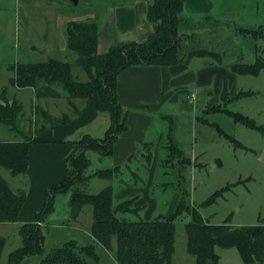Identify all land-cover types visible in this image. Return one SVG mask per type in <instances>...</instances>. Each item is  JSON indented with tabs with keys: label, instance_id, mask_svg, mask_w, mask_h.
I'll use <instances>...</instances> for the list:
<instances>
[{
	"label": "rangeland",
	"instance_id": "374dc122",
	"mask_svg": "<svg viewBox=\"0 0 264 264\" xmlns=\"http://www.w3.org/2000/svg\"><path fill=\"white\" fill-rule=\"evenodd\" d=\"M77 1L76 3L75 0H0L1 103L8 101L12 104L14 101L12 92H5L3 89L8 85L9 77L13 76L10 69L12 66L18 63L44 62L49 58L75 62L76 55L70 51H67L66 58H59L49 54L51 52L46 49L50 42L56 43L57 31L60 32L59 20L80 17L86 12L94 13L97 6L103 7L111 3V0ZM224 2L230 7L228 10L232 14H229L223 34L210 35L208 44L214 49L213 52L222 56L226 68H230L235 63H254L257 58L264 61V0H224ZM97 10L101 18L103 10ZM244 29L260 32L259 38L255 39ZM61 32L64 34V26ZM37 48L39 50H35ZM205 62L206 60L203 62L195 60L190 70L197 74L199 69L207 68ZM73 75L81 81L88 80L86 73L76 66L73 67ZM212 75L215 76H212L210 84L199 88H194V85L186 87V91L196 94V100L186 99L181 113L172 115L171 119L151 115L148 111L144 112L153 117L145 139V143H150L152 147L151 150L145 149L146 155L149 156L148 160H140L138 156V160L123 164L115 179L105 180L92 176L101 170L114 168L111 157H101L94 152L88 153L91 167L85 176L91 179L82 189L88 194H98L112 187L115 191L116 205L128 201L117 198V194L125 188L124 182L130 183L135 189H145L149 185L153 171L154 181L150 186V194L157 202V209L152 220H147L145 216L149 203L142 206L138 203L143 198V193L130 199L135 200L134 207L139 213L136 217L129 216L128 219L134 221L167 219L176 209L180 198L187 197L190 212H183L174 221L177 229L172 264H196L195 257L187 248L188 237L185 229V225L194 220L193 212L200 214L204 222L216 226L264 225V161L262 160L264 134L256 128L236 123L226 112H220L223 108L226 111L242 114L254 120L257 126L263 127L264 71L259 76L236 74L235 82L222 80L223 77L219 74ZM236 93H243L242 97L233 98ZM215 107H220L216 108L218 112L211 111ZM42 124L43 118L37 117L35 110L31 114L23 111V115L19 116L17 131H11L9 127L0 124V140H32ZM222 132L234 137L236 141H230ZM162 134L166 135L164 139L167 145L166 149L163 145L159 147L156 169L153 161L157 144L163 139ZM171 143L180 147L185 158L177 153L175 158H170L168 146ZM167 160L169 164H163ZM70 175L72 176V173ZM68 194L71 195V192L57 196L55 212L43 227L46 228L45 232L51 231V227L55 225L68 226L72 229L76 228L74 226H81L79 222L77 225L61 217L52 219L58 213V208L62 207L63 211H67L69 204L65 205L61 199L65 200V195ZM80 220L81 230L86 234L91 232L92 205L85 206ZM69 231L74 234L73 230ZM12 233H16L13 228L7 235ZM78 233L81 234L74 235L72 239L84 245L92 243L90 237L82 232ZM58 245L60 244L51 242L48 236L44 245L45 253H49ZM113 247L112 251L100 247L97 251L99 261L96 263L90 260V264H120L117 260L116 238H113ZM216 253L221 256L223 264H244L236 248L217 246ZM36 260L38 259L23 264H33ZM7 263L8 260L5 264Z\"/></svg>",
	"mask_w": 264,
	"mask_h": 264
},
{
	"label": "trees",
	"instance_id": "16d2710c",
	"mask_svg": "<svg viewBox=\"0 0 264 264\" xmlns=\"http://www.w3.org/2000/svg\"><path fill=\"white\" fill-rule=\"evenodd\" d=\"M95 13L93 19L72 21L65 25L67 49L76 55L74 63L49 58L44 62L18 63L10 68L14 73L10 85L18 90L33 88L38 84L58 86L72 106L75 99L88 100L95 97L99 112L109 116L111 125L104 138L90 135L81 138V152L68 162L72 176L67 175L60 185L48 191L44 209L36 217V222L21 226L19 237L22 246L8 255L7 264H23L27 259L38 256L42 259L37 264H90V260L97 263V251L100 247L107 251L114 249L113 238L117 241V260L120 264L173 262L177 229L174 221L183 212H190L187 197L180 198L176 209L167 219H128L129 216L136 217L139 213L134 207L135 200L116 205L112 187L98 194H88L82 189L91 179L85 176L91 167L88 153L111 157L120 137L129 130L127 116L117 93L118 77L126 69L136 66L171 67L184 61L186 55L192 51L214 49L208 44L210 37L184 33V30L189 28L190 21H193L185 14L184 0H150L147 19L152 25L153 34L144 42L120 43L115 40L109 51L100 55L98 34L101 18L98 10ZM244 30L255 39L259 38L260 32ZM74 66L87 73L88 81L82 82L74 77ZM230 68L238 75L259 76L264 71V61L257 58L254 63H235ZM242 94H238L236 98H241ZM216 108L220 107L212 108L211 111L218 112ZM23 110L18 100H14L12 104L8 101H4V104L0 102V124L9 127L11 131H17L19 116L23 115ZM35 111L37 117L43 118V124L37 133L55 123L66 124L70 121L69 117L55 119L40 107H36ZM220 112H226L236 123L256 128L264 134V126H257L254 120L223 108ZM226 136L230 141H236L234 137L228 134ZM34 142L26 139L13 142L0 140V166L10 171L14 177L25 174L28 169V153ZM168 148L170 158H175L176 153L184 157L183 151L176 144L171 143ZM167 163L169 164L168 160L163 164L168 165ZM120 170L121 166H117L101 170L92 177L113 180ZM69 192L70 206H93L90 236L92 243L79 247V242L72 239L54 247L46 254L44 245L48 231L46 233V228H42V225L48 223L55 212L57 196ZM25 200L24 190L15 194L9 183L0 177V224L16 223ZM192 214L194 220L186 224L185 229L188 237L187 248L195 257L196 264H222L220 256L216 253L217 246L236 248L245 264H264V225L216 226L204 222L200 214Z\"/></svg>",
	"mask_w": 264,
	"mask_h": 264
},
{
	"label": "crops",
	"instance_id": "0c3cea01",
	"mask_svg": "<svg viewBox=\"0 0 264 264\" xmlns=\"http://www.w3.org/2000/svg\"><path fill=\"white\" fill-rule=\"evenodd\" d=\"M149 2L150 0H111V3L106 6L96 7L103 10V16L100 19L101 29L98 34V53L100 55L107 53L115 40L120 43L144 42L153 34L152 25L147 19ZM184 4L185 14H188L194 21H190L189 28L185 29L184 33L206 35L207 37L224 33L229 14H232L224 0H184ZM95 14V12H86L80 17L61 18L59 20L60 32L57 31L56 43L50 42L46 47L47 51L51 52L49 54L66 58L68 49L65 34L61 32L62 27L65 28V25L72 21L93 19ZM35 50H39V48ZM195 60L201 62L206 60L207 68L200 67L201 69L195 74L190 70ZM209 66L212 68L209 69ZM208 70L212 71L208 72ZM213 73L223 77L222 80L236 81V73L224 66L222 56L207 49L192 51L184 61L175 66H136L128 68L120 74L117 81L118 100L127 116L129 130L120 137L114 149L111 156L113 166H122L138 160V156L140 160L147 159L145 149H152L150 143H145L147 129L153 120L149 114L164 119H171L172 115L180 114L186 99L191 98L192 95L186 91V87L194 85V88H199L210 84L212 76H215L212 75ZM12 77H9L8 85L3 89L5 92H12L14 100H18L22 104L24 112L31 114L36 107H40L55 119L69 117L70 121L66 124L55 123L53 126H47L42 132H35L32 139L35 142L31 145L28 153V169L25 174L14 177L10 171L0 166V177L9 183L12 191L16 194L24 190L26 193V200L18 214L17 222L0 224V264H5L8 255L22 246L19 237L20 228L25 224L36 222V217L44 209L48 191L60 185L64 178L70 174L68 162L81 152L80 139L84 135L100 138L105 135L111 125L109 116L99 112L95 97L88 100L75 99L72 106L58 86L38 84L33 88L18 90L10 85ZM237 95V93L234 94L233 98ZM147 111L149 114L144 113ZM165 136V134L161 135L163 139L157 144L155 150L157 156L155 155L153 162L156 169L159 160V147L163 145V148L166 149ZM4 140L13 142L18 139ZM148 146L150 147L148 148ZM153 181L154 173L152 171L149 185L145 189H135L130 183L124 182L125 188L117 194V198L130 200L143 193V198L138 203L141 206L149 203L145 216L147 220H152L157 209V202L150 194V186ZM65 196L66 199H61V201L67 205L71 200V195ZM85 206L82 204L69 205L66 212L62 210V207L58 208V213L52 217L53 220L61 217L72 223L79 222L81 226H79L80 228L74 226L76 227L74 229L68 226H52L51 231H48L51 242L64 243L71 240L74 235L81 234L78 232L84 233L87 237L91 236L90 231L86 234L81 230L80 219ZM45 226L43 224L42 228ZM12 228L16 233L7 235ZM69 230H73L74 234ZM40 257H32L25 262L38 259L33 263L37 264L41 260Z\"/></svg>",
	"mask_w": 264,
	"mask_h": 264
},
{
	"label": "water",
	"instance_id": "95a60500",
	"mask_svg": "<svg viewBox=\"0 0 264 264\" xmlns=\"http://www.w3.org/2000/svg\"><path fill=\"white\" fill-rule=\"evenodd\" d=\"M75 2L77 3L78 1L75 0ZM262 160L264 161V153H263V156H262ZM78 246H79V247H83L84 245H83L82 243H79Z\"/></svg>",
	"mask_w": 264,
	"mask_h": 264
},
{
	"label": "built area",
	"instance_id": "2783aa9c",
	"mask_svg": "<svg viewBox=\"0 0 264 264\" xmlns=\"http://www.w3.org/2000/svg\"><path fill=\"white\" fill-rule=\"evenodd\" d=\"M190 99H191V101H195L196 100V94H192Z\"/></svg>",
	"mask_w": 264,
	"mask_h": 264
}]
</instances>
